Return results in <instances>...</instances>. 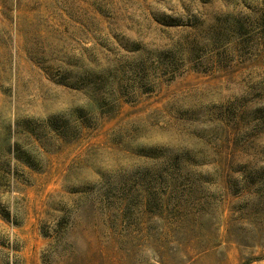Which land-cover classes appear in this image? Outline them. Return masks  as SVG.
<instances>
[{
	"label": "rangeland",
	"instance_id": "obj_1",
	"mask_svg": "<svg viewBox=\"0 0 264 264\" xmlns=\"http://www.w3.org/2000/svg\"><path fill=\"white\" fill-rule=\"evenodd\" d=\"M15 130L0 264H264V0H0Z\"/></svg>",
	"mask_w": 264,
	"mask_h": 264
},
{
	"label": "trees",
	"instance_id": "obj_2",
	"mask_svg": "<svg viewBox=\"0 0 264 264\" xmlns=\"http://www.w3.org/2000/svg\"><path fill=\"white\" fill-rule=\"evenodd\" d=\"M68 127L69 126H67L66 129H70V127L69 128ZM64 131L65 133H68V130H64ZM14 137H15V140L13 142V145L8 149V153H7L8 156L10 157L6 158V161H5L6 163L4 164L0 172V175L2 174L1 178H5L8 174H10L12 178L14 176L16 177V173H17L16 170L19 169V166L14 164V169H12L11 168V158L12 160H18L19 162L29 167L30 169H33V170L43 169L46 166V161L43 158H41V154L43 155V152L34 151V149L31 148V146L27 142V139H29L28 138L29 136L26 135V131L18 132L17 130H15ZM37 149H40V148L38 147Z\"/></svg>",
	"mask_w": 264,
	"mask_h": 264
}]
</instances>
